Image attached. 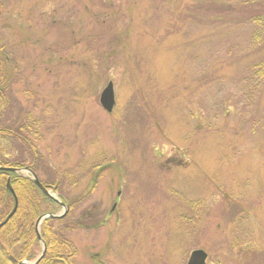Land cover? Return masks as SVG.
<instances>
[{
	"label": "rangeland",
	"instance_id": "obj_1",
	"mask_svg": "<svg viewBox=\"0 0 264 264\" xmlns=\"http://www.w3.org/2000/svg\"><path fill=\"white\" fill-rule=\"evenodd\" d=\"M259 2L0 0L17 74L7 123L31 125L15 126L30 147L6 143L8 158L34 154L51 193L76 203L77 264H187L196 249L210 264H264ZM118 190L119 215L85 228Z\"/></svg>",
	"mask_w": 264,
	"mask_h": 264
},
{
	"label": "trees",
	"instance_id": "obj_2",
	"mask_svg": "<svg viewBox=\"0 0 264 264\" xmlns=\"http://www.w3.org/2000/svg\"><path fill=\"white\" fill-rule=\"evenodd\" d=\"M13 20L12 23H5L3 27L17 29L18 17L14 16ZM250 21L257 28L264 30L263 2H259V10L251 14ZM257 36H260V32H257ZM4 38L0 35V167H30L37 173L38 168L34 164V160L37 159H34V154L31 160L23 155V150L21 153L14 147L18 156L9 160L6 150V143L9 145L12 142H21L28 148L30 146L29 133L23 131L24 128H15L20 120L14 125L7 123L8 106L11 103L10 88L17 74L11 54L7 51L8 46L3 42ZM252 69L256 78L264 76V62L255 64ZM18 127L29 129L31 125L21 124ZM30 133H34L33 130H30ZM39 179L46 188L58 190L50 180H42L40 177ZM8 180L14 194L7 187ZM60 197L69 204L70 211L63 218H47L41 224L40 233L47 249L44 257L37 264H77L76 247L66 235L73 229L67 225V221L76 203L67 199L65 195ZM56 204L52 198L42 192L31 177L12 170L0 169V224L12 214L8 221L0 226V264H17L20 260H33L37 257L40 240L35 231L36 220L46 213L54 212L52 210Z\"/></svg>",
	"mask_w": 264,
	"mask_h": 264
},
{
	"label": "water",
	"instance_id": "obj_3",
	"mask_svg": "<svg viewBox=\"0 0 264 264\" xmlns=\"http://www.w3.org/2000/svg\"><path fill=\"white\" fill-rule=\"evenodd\" d=\"M100 102H101V105L103 106L104 109H106L108 112H111L114 108V105H115V93H114V86H113V83L112 82H109L107 84V86L103 89L102 93H101V96H100ZM106 166H103L102 168H104ZM0 169H6V170H12L16 173H20V172H25L27 174H30L34 183L43 191L44 194L52 197L53 199H55L61 206L63 207H66L65 203L62 202L61 200H59L58 198H56L50 190H48L47 188H45L43 186V184L40 182L38 176L29 168V167H25V168H17V167H9V168H6V167H0ZM7 187L9 188L10 191L13 192L14 194V191L10 185V182L8 180V183H7ZM67 210V208H66ZM65 213V212H64ZM60 214V215H57V214H53V213H48L46 215H43L41 216L37 222H36V232H37V235L39 237V239L41 240V242L43 243V249H42V252L41 254L35 259L33 260L32 262L30 263H26L25 261H21V262H18L17 264H37L42 258L43 256L45 255L46 253V245L45 243L43 242L42 238H41V234H40V225L42 223V221L47 218V217H56V218H60V217H63L65 214ZM12 214H10L9 218L11 217ZM6 221H8V219ZM6 221L2 222L0 224L3 225L4 223H6ZM207 253L203 250V249H196L194 250L191 255H190V258L188 260V263L187 264H210V263H207Z\"/></svg>",
	"mask_w": 264,
	"mask_h": 264
},
{
	"label": "flooded vegetation",
	"instance_id": "obj_4",
	"mask_svg": "<svg viewBox=\"0 0 264 264\" xmlns=\"http://www.w3.org/2000/svg\"><path fill=\"white\" fill-rule=\"evenodd\" d=\"M97 184V182H96ZM93 185V182L90 184V186ZM91 189L87 190L88 192ZM87 192V193H88ZM121 196H122V190H118L117 194L115 196V198L112 201V206L110 207L109 212L106 214V216H104L101 220L97 219V215L98 212H90V215L88 214V218H87V227L85 226V228H89V229H101L103 228L107 223H108V219L112 216V215H119V212L116 211L119 207L120 204V200H121ZM69 210H70V206H69ZM68 212V211H67ZM118 212V213H117ZM68 214V213H67ZM86 214V215H87ZM39 219V218H38ZM37 222V220H36ZM68 222V221H67ZM36 226V223H35Z\"/></svg>",
	"mask_w": 264,
	"mask_h": 264
}]
</instances>
